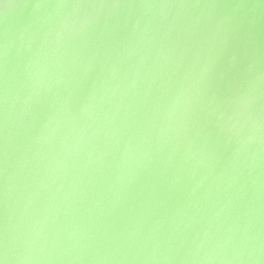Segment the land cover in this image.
<instances>
[{
  "label": "water",
  "instance_id": "1",
  "mask_svg": "<svg viewBox=\"0 0 264 264\" xmlns=\"http://www.w3.org/2000/svg\"><path fill=\"white\" fill-rule=\"evenodd\" d=\"M0 264H264V0H0Z\"/></svg>",
  "mask_w": 264,
  "mask_h": 264
}]
</instances>
